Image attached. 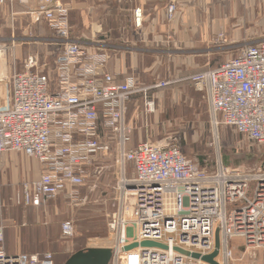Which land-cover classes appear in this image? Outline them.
<instances>
[{
  "label": "built area",
  "instance_id": "built-area-1",
  "mask_svg": "<svg viewBox=\"0 0 264 264\" xmlns=\"http://www.w3.org/2000/svg\"><path fill=\"white\" fill-rule=\"evenodd\" d=\"M14 2L29 0H0V5ZM176 10L177 0H169L166 22L174 20ZM36 12L54 32L50 41L58 45L54 89L49 75L41 71L46 65H40L38 54L27 57L24 71L12 68L9 78L4 76L8 48L0 43V154L20 153L43 165L28 192L16 194V204L40 207L68 186H82L96 158L110 155L121 177L115 209L108 217L109 237L105 245L87 247L109 249V264H207L176 249L208 256L217 232L219 264L256 259L258 254L264 264V168H234L218 158L213 171H201L205 166L186 159L175 136L127 149V100L145 90L137 88L133 77L117 83L102 72L107 54L89 51L70 38L68 10L60 0H38ZM133 21L141 26L140 9L133 11ZM217 39L224 42L222 31ZM187 80L203 90L215 131L223 125L244 141L264 145V38L243 44L234 56ZM145 106L147 113L153 111L152 101ZM128 163L133 166L130 179L124 172ZM3 230L0 224V264H52L50 253L7 254ZM61 233L73 237V224L63 222ZM143 241L165 249L138 246L124 251ZM234 241L242 244L241 258L234 254Z\"/></svg>",
  "mask_w": 264,
  "mask_h": 264
},
{
  "label": "crops",
  "instance_id": "crops-1",
  "mask_svg": "<svg viewBox=\"0 0 264 264\" xmlns=\"http://www.w3.org/2000/svg\"><path fill=\"white\" fill-rule=\"evenodd\" d=\"M60 1L68 10L70 38L89 51L107 54L102 72L113 76L117 83L133 77L137 86L145 90L127 100L126 119L131 127L127 149L143 141L159 142L172 136V119H166V112L172 100L178 101L185 93L184 88L192 86L188 76L215 67L234 42L247 36L253 42L264 38V0H177L171 23L164 18L169 0ZM37 4L38 0H29L27 4L0 5V39L4 37V16L10 19L13 32L29 31L41 38L43 48H39V54L50 55L53 61L41 71L49 75L54 89L53 63L58 45L50 41L54 32L36 12ZM135 9L141 10L139 28L133 21ZM219 31L225 34L226 44L210 49L207 38L216 37ZM29 55L25 57L21 50H16V59L25 58L18 64L19 69H23ZM146 101L153 102L151 113L146 112ZM100 136L108 141L103 132ZM104 159L99 155L96 162ZM42 172L43 165L36 159L14 152L0 154V224L4 228V249L12 256L22 253L42 256L52 252L64 257L63 264L74 252L87 246L81 234L72 240L65 239L57 226L45 222L48 219L45 210L60 211L57 201L61 200L60 194L40 207L16 204V194L24 196ZM70 189L68 186L61 194ZM105 199L95 202L103 203ZM54 258L52 264H56Z\"/></svg>",
  "mask_w": 264,
  "mask_h": 264
},
{
  "label": "rangeland",
  "instance_id": "rangeland-1",
  "mask_svg": "<svg viewBox=\"0 0 264 264\" xmlns=\"http://www.w3.org/2000/svg\"><path fill=\"white\" fill-rule=\"evenodd\" d=\"M3 32L4 37L0 40L8 48L3 57V63L6 66L4 76L7 77L8 75L9 78L12 68L16 72L24 71V62L23 69H19L18 64L25 58L22 59V57L21 60L16 59V50H21L23 56H27L29 53L31 55L34 53L40 55L41 50L39 48H43V46L41 41L36 42L33 39L38 38L33 36V32L32 34L29 31H27L28 33L24 31H20V33L13 32L10 19L8 20V17L5 16L3 18ZM5 32L8 33L6 34ZM225 38L224 34V40ZM207 39L210 49L220 44H226L225 41H218L217 35L216 37L209 35ZM248 42H253L250 36L234 42L233 45H227L229 49L226 50L227 58L234 56L237 49ZM40 56V65L44 64L46 65V69L49 68L53 62L49 59L52 56L45 54V56H41V59ZM226 56L224 55L223 57ZM223 57L218 61L216 66L227 59ZM137 88L142 89L139 86ZM184 91L185 93L181 95L178 101L172 100V104H169L170 107L168 108V112H166V119H172L170 127L171 135L179 140L181 152L186 159L192 160L199 166H205L204 168H199V170L205 172H211L215 169V161L218 158L234 168L246 170H253L259 167L264 168V145L258 147L244 141L231 128L223 125H219L215 131L211 126L207 113L203 90L192 85L184 88ZM103 158H106L103 162L98 161L99 163H94V166L89 170L88 178L82 186L71 188L68 193L60 194L58 199L61 200H57L60 203V211L58 213H51L45 210V214L48 217L45 222L48 225L57 226L61 233V224L70 221L74 227L73 237H64L62 233L61 236L72 240L77 234H81L85 238L87 247L90 245L102 246L107 243L106 240L109 237L107 227L108 217L114 212L116 205L115 191L121 177V172L115 165L113 156L109 155ZM99 169L101 170L99 171ZM124 172L127 179L132 178L133 166L131 163L126 164ZM104 198L106 199L103 203L95 202ZM128 203V206H131L130 200H128ZM232 245L235 248L234 254L236 258H241V242L234 241ZM47 253L54 255L56 264H62L63 256L59 257L57 256L58 254L52 252ZM234 264H261V258H259L258 254L256 259L245 257L241 262H235Z\"/></svg>",
  "mask_w": 264,
  "mask_h": 264
},
{
  "label": "water",
  "instance_id": "water-1",
  "mask_svg": "<svg viewBox=\"0 0 264 264\" xmlns=\"http://www.w3.org/2000/svg\"><path fill=\"white\" fill-rule=\"evenodd\" d=\"M200 160V159H199ZM201 162V161H200ZM141 248H152L158 247L165 249V246L151 242L143 241L140 244L132 243L124 247V251H128L137 247ZM176 251L184 256L190 257L192 259H201L202 262L207 264H219L215 259L218 256L219 251V235L218 232L215 236V248L212 254L200 257L198 254L189 253L187 251L176 249ZM111 251L109 249H100V248H86L79 250L70 255L63 264H109L111 259Z\"/></svg>",
  "mask_w": 264,
  "mask_h": 264
},
{
  "label": "bare ground",
  "instance_id": "bare-ground-1",
  "mask_svg": "<svg viewBox=\"0 0 264 264\" xmlns=\"http://www.w3.org/2000/svg\"><path fill=\"white\" fill-rule=\"evenodd\" d=\"M132 244V243H131Z\"/></svg>",
  "mask_w": 264,
  "mask_h": 264
}]
</instances>
